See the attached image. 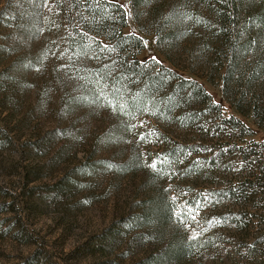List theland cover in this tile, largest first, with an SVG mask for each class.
Wrapping results in <instances>:
<instances>
[{"label":"trees","instance_id":"trees-1","mask_svg":"<svg viewBox=\"0 0 264 264\" xmlns=\"http://www.w3.org/2000/svg\"><path fill=\"white\" fill-rule=\"evenodd\" d=\"M45 1L6 0L0 8V36L4 30L5 38L13 48L20 44L30 46L43 34L47 37L51 60L59 59V66L67 64L60 69L52 65L48 71L57 91L60 92L59 87L61 89L57 112L71 110L84 99L100 100L107 110L126 116L132 114L134 107L145 104L158 115L164 113L167 116L170 110H177L176 120L197 135H192L189 140L174 139L160 132L143 135V140L140 139L142 135H138L136 139L142 143L153 140L160 144L159 154L145 165L146 172L154 176L157 183L168 180L176 172L181 180L189 179L190 183L194 180L195 185L206 180L216 184L207 189L205 196L185 197L179 205L165 201L163 194H157L158 202L138 203L142 208L140 214H128L118 224L114 222L100 233L88 235L68 252L70 256L79 262L98 250L109 253L120 242V236L134 226L152 225H156L158 237H168L167 230H172L171 241L166 249L157 255L150 254L140 264H173L183 260L189 264H222L228 256L237 258L243 251L252 259V246L257 244L259 256L264 255V83H254V73L255 80L256 74H262L258 64L252 67L251 62H245L240 66L242 59H237V55L247 48L246 43H239L242 32L255 17L257 22L264 20V15H254L251 19L238 15V0H202L207 6L206 11L193 7L187 12L191 21L203 22L208 34L202 37L210 38L206 47L207 52L212 53L207 55L209 62L206 64L210 73L215 68L223 70L218 92L214 94L207 84L209 79L205 83L169 67L154 52L153 46L144 43V35L134 25L135 31L127 32L132 21L129 7L117 0H70L74 12L66 15L68 21L63 23L59 17L64 13L60 15L54 7L45 5ZM129 1L132 9L140 13L143 12L140 8L145 9L148 5L154 8L151 26L157 31V42L171 45L175 41L169 37L176 26L170 16L169 23L173 24H166L168 37L160 28L161 12L165 8L160 5L161 0ZM11 49L0 43V57ZM39 59H42L40 55H18L9 70L0 72V92L6 101L15 103L12 90L20 92L22 87L32 85L27 74ZM148 66L154 67L155 71H150ZM70 79L77 83L75 92L81 95L72 97L64 89L62 91L63 81ZM231 79L234 85L229 82ZM117 88L119 93L114 92ZM101 89L105 95L117 96L127 105L126 109L114 110L100 95ZM230 89L235 91L236 102L228 106L224 93ZM245 99L250 101L246 118L241 113V103ZM18 105V102L13 104L14 107ZM207 111L214 115V123L212 127L204 128L200 117ZM218 133V139L212 138ZM8 136L6 128H0V149L13 151L14 142ZM153 161H157L155 170L149 166ZM93 164L95 168L118 170L119 173L124 168L122 164L107 160H97ZM217 166L222 171L216 173ZM91 168L92 163L87 158L73 172L84 174ZM225 170L227 172L223 173ZM70 182L71 178L66 175L41 189L46 200L43 206L62 200L66 191L71 192ZM208 205L213 207L212 212L197 215V211L207 210ZM4 208L1 204L0 214ZM249 225L256 228L252 246L247 243L246 233H242H250ZM225 227H228L227 231H223ZM180 229L183 233H178ZM152 234H155L153 230L148 231V235ZM50 253L35 249L22 264H45L51 260ZM262 259L257 264H264Z\"/></svg>","mask_w":264,"mask_h":264},{"label":"rangeland","instance_id":"rangeland-1","mask_svg":"<svg viewBox=\"0 0 264 264\" xmlns=\"http://www.w3.org/2000/svg\"><path fill=\"white\" fill-rule=\"evenodd\" d=\"M5 1L0 0V8ZM117 1L129 7L132 21L127 32L135 31V26L144 35L147 44L153 46L154 52L169 67L205 83L209 79V89L214 94L218 92L223 70L217 71L215 68L210 73L206 66L209 62L207 55L212 54L206 48L210 38L202 37L208 34L203 22L191 21L187 13L193 7L206 11L207 6L202 0H161L160 5L165 8L161 12L160 20L163 22L160 28L166 37L169 34L166 24H170V17L176 25L169 36L175 39L171 45L156 41L157 31L151 26L152 6L140 8L143 9L140 13L135 8L132 9L129 0ZM70 2L46 0L45 5L54 7L60 15L64 13L59 17L63 23L74 12L73 3ZM237 4L240 16L251 19L256 15H264V0H238ZM257 19L255 17L246 26L239 38V43H246L247 48L237 55V59H242L240 66L245 62H251L252 67L259 65L262 74H256L255 80L254 73L253 79L254 83L260 84L264 83V20L257 22ZM3 31L0 36L1 46L12 49L2 53L0 72L9 70L18 55H40L42 59L36 60L28 71V81L32 85L25 84L26 87H22L20 92L12 90L15 103L8 101L9 99L6 101L4 94L0 92V128L5 127L8 137H12L14 142L13 151L10 148L0 149V205H5V210L0 214V264H22L38 248L51 252V260L45 264H140L150 254L157 255V252L166 249L173 231L167 230L170 233L168 237H158L156 225H152L142 228L134 226L120 236V242L109 253L98 250L79 262L68 253L88 235L100 233L114 222L118 224L128 214H140L142 208L137 204L158 202L157 194H163L165 201H174L179 205L184 202L185 197L200 198L206 195L207 189L216 186L207 180L195 185L194 180L191 183L188 182L189 179L181 180L176 172L168 180L157 183L155 177L146 172L145 165L159 154L160 144L153 143V140L142 143L136 139L138 135L160 132L174 139L189 140L197 134L176 120L177 110H170L167 116L164 113L158 115L149 104L134 107L132 114L126 116L107 110L100 100L84 99L73 109L58 113L61 89L59 87L60 92L57 91L48 71L52 65L60 69L67 64L59 66V59L51 60L44 34L37 36L30 46L20 44L13 48ZM147 68L155 71L154 67ZM229 82L235 84L232 79ZM63 84L62 91L64 89L70 96L81 95L75 92L77 83L74 80L63 81ZM234 92L230 89L224 93L228 106L236 102ZM17 102L19 105L14 107L13 104ZM249 103L248 99L241 103V113L245 118ZM200 118L204 128H209L214 123V115L210 111ZM212 138L218 139L219 133ZM87 158L92 163L91 170L84 174L73 172ZM97 160L122 164L123 171L119 173L118 170L113 172L95 168L93 163ZM215 171L217 173L222 170L217 166ZM66 175L71 178L72 191H66L62 200H54L43 206L46 200L41 195V189ZM207 208L197 211V215L212 212L211 205ZM227 229L225 227L223 231ZM151 230L155 234L150 236L148 231ZM248 230L250 233H242H246L244 236L247 237V243L252 246L255 225H249ZM178 233H183V229ZM252 247V259L243 251L237 258L228 256L222 264H257L264 255L259 256V244ZM262 261L264 263V259ZM173 264L189 263L183 260Z\"/></svg>","mask_w":264,"mask_h":264},{"label":"snow or ice","instance_id":"snow-or-ice-1","mask_svg":"<svg viewBox=\"0 0 264 264\" xmlns=\"http://www.w3.org/2000/svg\"><path fill=\"white\" fill-rule=\"evenodd\" d=\"M144 43L147 45L148 42L145 41ZM153 59H156V58L153 57ZM157 63H159V61H157ZM105 87H107V86L105 85ZM114 92L119 93L120 89H118V88L114 89ZM100 95L103 97L104 101L108 105L113 107L114 110L124 111L127 107V105L125 103H121L120 99L117 96H115L114 94L113 95H105L103 92V89H101ZM137 95H139V94H137ZM140 139L143 140V139H145V137L142 135L140 137ZM149 166L155 170L157 167V161H153ZM193 238H195V237H193Z\"/></svg>","mask_w":264,"mask_h":264}]
</instances>
